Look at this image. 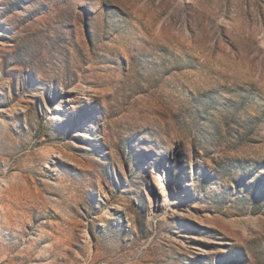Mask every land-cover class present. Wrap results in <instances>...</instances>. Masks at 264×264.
<instances>
[{
	"label": "rangeland",
	"instance_id": "374dc122",
	"mask_svg": "<svg viewBox=\"0 0 264 264\" xmlns=\"http://www.w3.org/2000/svg\"><path fill=\"white\" fill-rule=\"evenodd\" d=\"M0 264H264V0H0Z\"/></svg>",
	"mask_w": 264,
	"mask_h": 264
},
{
	"label": "bare ground",
	"instance_id": "6f19581e",
	"mask_svg": "<svg viewBox=\"0 0 264 264\" xmlns=\"http://www.w3.org/2000/svg\"><path fill=\"white\" fill-rule=\"evenodd\" d=\"M80 97H81V98H83V97H84V93H83V92H81V95H80ZM91 126H92V125H91ZM91 126H90V127H91ZM90 131H91V130H90Z\"/></svg>",
	"mask_w": 264,
	"mask_h": 264
}]
</instances>
